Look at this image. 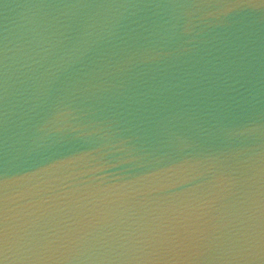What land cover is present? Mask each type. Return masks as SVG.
Segmentation results:
<instances>
[{
	"label": "water",
	"instance_id": "water-1",
	"mask_svg": "<svg viewBox=\"0 0 264 264\" xmlns=\"http://www.w3.org/2000/svg\"><path fill=\"white\" fill-rule=\"evenodd\" d=\"M0 264H264V0H0Z\"/></svg>",
	"mask_w": 264,
	"mask_h": 264
}]
</instances>
